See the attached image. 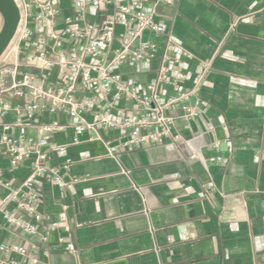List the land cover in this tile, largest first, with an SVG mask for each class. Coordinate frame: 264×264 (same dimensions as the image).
I'll return each mask as SVG.
<instances>
[{
  "label": "crops",
  "instance_id": "crops-1",
  "mask_svg": "<svg viewBox=\"0 0 264 264\" xmlns=\"http://www.w3.org/2000/svg\"><path fill=\"white\" fill-rule=\"evenodd\" d=\"M157 14L155 19L194 55L182 65L185 87L191 86L199 61L211 60L200 87L207 112L189 130L177 123L181 140L165 137L154 146L120 149L117 159L106 155L101 141H88L87 133L77 144H71V128L55 133L54 140L68 144L72 163L63 173L68 183L63 191L38 181L39 231L58 220L62 205L68 206L69 231H50L41 250L14 259L23 264H264V0H175L160 3ZM99 17L88 8L87 20ZM157 67L158 61L125 64L119 74L143 84ZM58 118L68 122L64 114ZM100 133L117 142L116 132ZM224 139L219 151L211 150L213 142ZM192 153L200 158L191 159ZM217 154L221 161H208ZM53 158L61 165L64 155ZM24 172H13L14 182ZM34 241L0 216V242Z\"/></svg>",
  "mask_w": 264,
  "mask_h": 264
},
{
  "label": "built area",
  "instance_id": "built-area-1",
  "mask_svg": "<svg viewBox=\"0 0 264 264\" xmlns=\"http://www.w3.org/2000/svg\"><path fill=\"white\" fill-rule=\"evenodd\" d=\"M14 1L19 22L0 55V216L36 241L0 242V264H23L12 255L27 257L41 250L50 231H69L67 205L58 220L39 231L38 181L63 191L68 185L63 173L72 163L66 156L68 144L54 140L55 133L71 128V144L87 133L88 141H101L114 159L120 149L154 146L165 137L179 141L177 123L189 130L208 110L200 87L212 66L211 60L199 61L191 86L185 87L188 77L182 65L194 55L155 19L160 3L175 0ZM89 7L99 19L87 20ZM151 61H158L152 79L143 84L121 79L119 69L125 64ZM62 114L67 123L58 118ZM45 115L57 117L45 121ZM100 130L116 132L117 142L104 139ZM226 141L216 140L211 150L219 151ZM56 155H64L61 165L53 162ZM190 158L200 156L192 153ZM221 160L219 154L208 157L209 162ZM21 169L24 175L14 182L12 173ZM59 241L65 242L62 237ZM65 243L74 253L73 244Z\"/></svg>",
  "mask_w": 264,
  "mask_h": 264
},
{
  "label": "water",
  "instance_id": "water-1",
  "mask_svg": "<svg viewBox=\"0 0 264 264\" xmlns=\"http://www.w3.org/2000/svg\"><path fill=\"white\" fill-rule=\"evenodd\" d=\"M0 15L2 25L0 28V55L14 36L18 22L19 9L14 0H0Z\"/></svg>",
  "mask_w": 264,
  "mask_h": 264
},
{
  "label": "rangeland",
  "instance_id": "rangeland-1",
  "mask_svg": "<svg viewBox=\"0 0 264 264\" xmlns=\"http://www.w3.org/2000/svg\"><path fill=\"white\" fill-rule=\"evenodd\" d=\"M1 25H2V17L0 15V28H1Z\"/></svg>",
  "mask_w": 264,
  "mask_h": 264
}]
</instances>
